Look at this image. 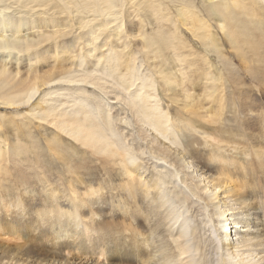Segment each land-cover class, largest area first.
I'll return each instance as SVG.
<instances>
[{
  "label": "bare ground",
  "instance_id": "6f19581e",
  "mask_svg": "<svg viewBox=\"0 0 264 264\" xmlns=\"http://www.w3.org/2000/svg\"><path fill=\"white\" fill-rule=\"evenodd\" d=\"M151 1L0 0V264H264V0H167L213 71L176 33L118 50ZM50 24L88 31L28 35Z\"/></svg>",
  "mask_w": 264,
  "mask_h": 264
},
{
  "label": "rangeland",
  "instance_id": "374dc122",
  "mask_svg": "<svg viewBox=\"0 0 264 264\" xmlns=\"http://www.w3.org/2000/svg\"><path fill=\"white\" fill-rule=\"evenodd\" d=\"M158 1H160V2H158ZM158 1L157 0H152L151 2L158 9L161 8L159 11L161 12V14L163 16V19L160 20V22L158 24H155V25L153 24L151 26V25H147L145 23L147 26L145 24H143V26H142L141 25L140 18L141 19H144V18H142L141 16L137 17L136 14H132L133 16L130 17V23L128 21V23L125 24V21H124V24H125L124 27H123V34H124V36L121 39H112V38H110L111 41L116 42V44H118V47H117L118 50L119 51H123L124 54H127V55L128 54H135V55L139 56V58L142 60L143 59L142 57L144 55V52L145 53L147 52L146 49L143 52L144 48L142 46L144 40L147 37H148V39H151V38L154 39L153 36L156 37L157 34L160 35L161 31H163V34H165L164 32H168L169 34L170 33L171 34H175L176 33V35H178V37L181 38L180 40H182V41L186 42V44H188V49L185 51V54L186 55H189L190 54L189 61H191V60H194V61H197L198 60L199 61V60H201V58H204V59H206L205 62L207 63V69H208V66H209L210 69H211L210 71H213L214 68H215V66L218 67V68H222L220 66V64H219V60L216 57V55H213L211 53H207V51L205 50V48L202 46L201 42L196 37H194V35H192L193 33H191V31L189 30L190 27H191V23H190V25L188 24V26H182L181 24H179V22H178V10L181 9V6L174 5V4L170 3L167 0H158ZM195 2H196V5L198 6V8H200L199 7L200 6V0H195ZM28 7H29L28 9H30V7H32V13H33V15L35 14V17L38 16L39 18H41L43 20H46L48 22L53 21L55 23H59V21L62 22L64 20V21H68V23H70V24L71 23L74 24V23H76V20H77V18H76L77 13H75V12L74 13H70V14H67L66 12L64 14H60V13H58L56 11H49V7H35L34 8V4L29 5ZM133 10L134 9L131 8V11L132 12H134ZM15 11H18L19 12V11H22V10L15 5L8 12L9 13H15ZM200 13H199V16L202 17V18H204L205 17V14L203 15L201 13L202 14L201 15ZM81 16H82L81 18L84 19V22H86V23H88V22L90 23L91 22L90 23L91 25H95L96 24L95 22H97V21L94 22V17L92 16V14L85 15V16L84 15H81ZM159 18L160 17L156 16L154 19H159ZM68 19H71V20H68ZM98 20H100V19H98ZM132 23H133V25H132ZM134 24H136V25H134ZM209 24H211L210 27H212L211 28V30H212L211 32L214 33V34H216L218 36V38L220 39V43L223 45L222 48H224L223 51H224L225 55L228 56L229 58H232V60L234 62L233 64L236 66V68H238V69L241 68L242 69L241 63L235 58V55H234L235 52H234V50L230 49L228 47V44L225 42V38L223 36L222 31H220L217 28V26H216V24L214 22H209ZM157 25L159 27H157ZM115 26L116 25H109L107 27L108 28L107 30L109 32H112L113 30H115L114 29ZM131 27H133V28L134 27L135 28H140L141 29V31H140L141 34L137 30L134 31V32H129V30H130ZM61 28H63V27H58V26H54V25H51L50 24L47 27H42L40 29H36V30H34V32H30L29 31L30 33H28V35L29 36H32L31 38H34L35 40H39L40 37L42 38L43 36L45 37V36H51L52 35L53 37H52L51 40H57L58 43H61V40H72L74 38L77 39L78 36H81V34H83L86 31H88V29H86V30L79 29V26H75L72 30L70 28L67 29L66 27H64L65 31L62 29L63 32H62ZM174 28H175L176 31L174 30ZM25 32H27V31H24L22 33L26 34ZM62 34L63 35L68 34V36H66V35L65 36H61ZM107 34H108V32H107ZM154 34H156V35H154ZM93 37H96V34ZM51 44H53V43L47 41L45 44H43L42 48H46L47 49V47H49ZM79 49H80V46H78V49L76 51H79ZM104 51L106 52V48H104L102 50L103 53H104ZM138 52H140V55H139ZM232 52H234V54ZM75 54L77 55V53H75ZM141 60H139V61H141ZM144 67L147 69L148 68L147 64H145ZM244 78H246V76H244ZM246 84L249 85V82H246ZM51 87H54V86L48 87L47 90L50 91V90H53L54 89V88L51 89ZM248 89L250 90L251 88H248ZM215 108L218 109V106H215ZM4 111L7 112L8 114L15 112L13 109H6V108L4 109ZM0 112H1V110H0ZM203 112H204V109H203ZM203 112L201 111V113H200L201 116L202 115L203 116L206 115L205 112L204 113ZM190 172L193 173V170H190ZM218 197H219L218 198L219 201H221V200L224 201V198H225V201H227V202L231 201V199L226 200V198L228 199V197H226V195H224L223 191H220L218 193ZM218 200L216 201V203L219 202ZM237 228L240 229V231H245L246 230L245 228H240V226L237 227Z\"/></svg>",
  "mask_w": 264,
  "mask_h": 264
}]
</instances>
